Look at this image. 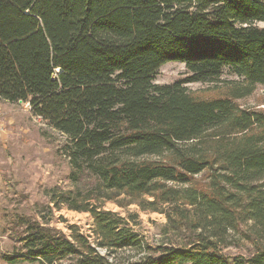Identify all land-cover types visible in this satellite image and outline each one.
Listing matches in <instances>:
<instances>
[{
  "label": "trees",
  "instance_id": "1",
  "mask_svg": "<svg viewBox=\"0 0 264 264\" xmlns=\"http://www.w3.org/2000/svg\"><path fill=\"white\" fill-rule=\"evenodd\" d=\"M172 62L188 76L153 84ZM257 86L264 0H0V100L65 137L72 179L92 180L69 208L95 237L19 216V250L0 262L264 264V111L237 104ZM119 197L164 215L171 240L151 246L130 216L103 210ZM69 199L51 195L55 210Z\"/></svg>",
  "mask_w": 264,
  "mask_h": 264
},
{
  "label": "rangeland",
  "instance_id": "2",
  "mask_svg": "<svg viewBox=\"0 0 264 264\" xmlns=\"http://www.w3.org/2000/svg\"><path fill=\"white\" fill-rule=\"evenodd\" d=\"M187 76L183 64L167 63L159 68L153 84L171 85ZM220 80L237 82L238 78L224 69ZM185 87L188 92L200 96L215 94L213 84L193 83ZM237 104L242 108L264 111V86H257L252 95L238 100ZM0 115L3 127L0 135V253L11 254L19 250V243L11 237L17 233L13 223L19 216L47 222L65 235L70 234L69 226H75L93 243L95 237L89 214L69 208L85 206L92 180L82 177L75 182L72 179L68 160L60 153L65 137L46 122L33 117L27 104L0 100ZM53 193L70 199L55 210L51 200ZM121 199L104 202L103 210L122 217L130 216L132 227L151 246L171 240L163 233L164 215L143 211L136 204L120 207L117 202ZM89 202L97 203L95 200ZM237 251L232 249L231 253Z\"/></svg>",
  "mask_w": 264,
  "mask_h": 264
},
{
  "label": "built area",
  "instance_id": "3",
  "mask_svg": "<svg viewBox=\"0 0 264 264\" xmlns=\"http://www.w3.org/2000/svg\"><path fill=\"white\" fill-rule=\"evenodd\" d=\"M28 105V104H27ZM29 108V106H28ZM3 133V127H2V123H1V115H0V135Z\"/></svg>",
  "mask_w": 264,
  "mask_h": 264
},
{
  "label": "crops",
  "instance_id": "4",
  "mask_svg": "<svg viewBox=\"0 0 264 264\" xmlns=\"http://www.w3.org/2000/svg\"><path fill=\"white\" fill-rule=\"evenodd\" d=\"M0 264H3V263L0 262Z\"/></svg>",
  "mask_w": 264,
  "mask_h": 264
}]
</instances>
